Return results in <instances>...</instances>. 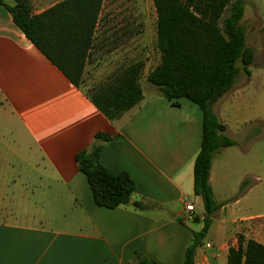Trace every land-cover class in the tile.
Instances as JSON below:
<instances>
[{
  "label": "crops",
  "instance_id": "obj_1",
  "mask_svg": "<svg viewBox=\"0 0 264 264\" xmlns=\"http://www.w3.org/2000/svg\"><path fill=\"white\" fill-rule=\"evenodd\" d=\"M29 1L37 14L62 0ZM96 30L86 64L95 57ZM108 54L107 73L114 70L113 53ZM153 67L145 65L142 71V101L120 119L109 121L25 37L0 4V132L8 127L13 139L0 148V166L9 168L16 157L18 165L28 167L16 178L0 176V184L6 183L0 198L12 192L9 183L17 196H38L29 203L32 211L0 202V264H135L138 253L158 264H182L192 232L203 226L201 199L191 202L192 226L183 219L182 203L190 202L192 195L199 197L193 192V165L200 149L202 112L185 98L178 100V106L171 105L146 80ZM97 132L110 136L102 143L99 161L111 173L127 172L134 181L129 202L115 208L94 203L75 160ZM223 149L214 154L209 175L219 208L195 251L194 264H227L236 235L249 239L242 230L253 216L236 208L238 199L227 203L247 177L233 186L230 173L218 171L216 156ZM225 190L229 193H220ZM12 193L11 200L17 197ZM135 201L142 208L135 207ZM218 214L223 216L216 221Z\"/></svg>",
  "mask_w": 264,
  "mask_h": 264
},
{
  "label": "trees",
  "instance_id": "obj_2",
  "mask_svg": "<svg viewBox=\"0 0 264 264\" xmlns=\"http://www.w3.org/2000/svg\"><path fill=\"white\" fill-rule=\"evenodd\" d=\"M103 0H62L33 14L29 0H0L14 25L30 40L109 120L116 121L137 106L143 98L140 78L143 61H135L105 83L86 91L81 86L84 66L94 40ZM156 12V47L159 62L146 80L171 105L185 98L202 112L200 149L193 165V192L202 202L203 226L192 232L182 264H194V252L206 234L213 212L219 208L209 183L213 156L235 144L225 134L226 125L213 111V105L228 92L243 68L253 61V51L245 45V29L240 21L242 0H151ZM227 11V12H226ZM226 12V13H225ZM110 139L97 132L91 145L75 154L94 203L115 208L126 204L134 192V181L127 172L111 173L100 161L103 142ZM246 181L239 186L243 190ZM134 206L142 208L140 202ZM135 264H158L138 253ZM227 264H264V244L242 234L227 251Z\"/></svg>",
  "mask_w": 264,
  "mask_h": 264
},
{
  "label": "rangeland",
  "instance_id": "obj_3",
  "mask_svg": "<svg viewBox=\"0 0 264 264\" xmlns=\"http://www.w3.org/2000/svg\"><path fill=\"white\" fill-rule=\"evenodd\" d=\"M6 1L9 4L13 3V0ZM242 2L244 12L240 23L245 29V45L253 51V61L248 71L243 68L240 61L238 62L239 72L232 88L212 107L227 125L225 131L227 136L235 141L234 145L224 148L216 157L218 171H228L233 186L237 179L247 177L244 189L239 191L238 185L227 203L239 200L236 208L243 214L253 216L242 233L249 238L264 241V0ZM94 42L95 57L87 62L85 74L82 75L81 86L86 91L105 83L112 75L132 62L143 61L144 66H155L159 62L160 53L156 47V12L152 1L105 0ZM108 51L113 53L111 65L114 67L109 73L104 70L107 57L110 56ZM5 129L4 132H0V148L4 143L10 144L13 141L8 127ZM2 151L7 153L5 149ZM11 159L13 165L9 168L0 166V176L10 175L16 178L18 174L28 169L22 163L18 165V158ZM221 175L223 176V173ZM5 184L1 182L0 190ZM223 184L221 183V187ZM8 185L10 191L17 196L18 191L13 183ZM228 186L229 182H226L224 188ZM12 192H8V197L0 198L3 205L32 211L29 203L37 201L38 196L30 199L17 196L11 200ZM220 193L228 194L229 191ZM197 199L200 200L193 195L188 198L190 202H197ZM199 209L201 207H198ZM222 216V214L215 216L216 221ZM189 221L187 223L190 226L195 223ZM223 232L221 229V236Z\"/></svg>",
  "mask_w": 264,
  "mask_h": 264
},
{
  "label": "built area",
  "instance_id": "obj_4",
  "mask_svg": "<svg viewBox=\"0 0 264 264\" xmlns=\"http://www.w3.org/2000/svg\"><path fill=\"white\" fill-rule=\"evenodd\" d=\"M183 208L185 210V213L183 215V219L186 221L193 220L194 219V205L191 202H188L186 199H183ZM205 247H210L209 244H206Z\"/></svg>",
  "mask_w": 264,
  "mask_h": 264
},
{
  "label": "water",
  "instance_id": "obj_5",
  "mask_svg": "<svg viewBox=\"0 0 264 264\" xmlns=\"http://www.w3.org/2000/svg\"><path fill=\"white\" fill-rule=\"evenodd\" d=\"M196 252H194V256H195ZM194 260H195V257H194Z\"/></svg>",
  "mask_w": 264,
  "mask_h": 264
}]
</instances>
